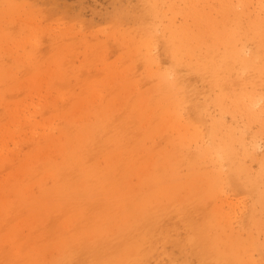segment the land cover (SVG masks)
Listing matches in <instances>:
<instances>
[{"label": "rangeland", "instance_id": "374dc122", "mask_svg": "<svg viewBox=\"0 0 264 264\" xmlns=\"http://www.w3.org/2000/svg\"><path fill=\"white\" fill-rule=\"evenodd\" d=\"M0 264H264V0H0Z\"/></svg>", "mask_w": 264, "mask_h": 264}]
</instances>
